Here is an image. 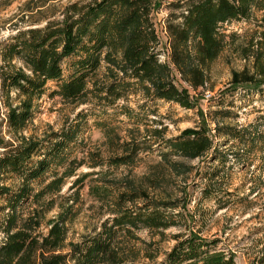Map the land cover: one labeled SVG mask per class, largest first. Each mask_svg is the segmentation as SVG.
<instances>
[{
	"label": "trees",
	"instance_id": "trees-1",
	"mask_svg": "<svg viewBox=\"0 0 264 264\" xmlns=\"http://www.w3.org/2000/svg\"><path fill=\"white\" fill-rule=\"evenodd\" d=\"M168 5L172 11L164 26L167 59L194 89L205 86L207 67L222 52L225 39L238 37L234 32L226 34L222 24L248 19L253 9L264 10V0H174ZM153 7V0H73L58 16L40 25L16 27L0 39V95L5 98L10 135L6 138L0 131V264H236L231 254L218 250L217 239L194 232L176 234L175 243L159 261L156 254L147 252L149 244L145 243L144 260L139 261L141 250L128 246L122 238L141 229L176 227L179 221L177 213L166 211L170 203L152 201L143 187L129 186L111 197L102 194V199L111 198L108 216L78 242H65L66 223L73 216L62 212L46 222L45 233L37 232L65 180L86 163L85 155L91 158L92 167L100 164L98 154L88 150L83 137L90 119L110 142L117 143L121 153L108 162L118 167L134 164L142 150L140 140L120 142L118 126L104 118L110 116L109 109H121L120 114L133 117V109L119 106L120 100L140 92L144 98L194 107L186 91L173 82L168 63L159 57ZM260 20L262 29L251 33V43L254 37L258 43L264 41V16ZM248 50V46L242 48L244 58L249 57ZM252 57L251 70L232 71V84H264V51ZM67 58H71L69 74L64 78L62 63ZM103 63L105 82L89 88ZM48 82H55V88L49 91ZM46 94L71 103L89 102V108L80 109L41 138L25 135L37 101ZM220 129L245 142L244 131L216 126ZM153 133L154 143L161 147L160 161L168 170L181 171L184 164L174 160L176 157L193 160L210 150V160L221 164L229 156L237 157L236 152H219L203 127H187L171 137L156 128ZM220 171L215 168L203 175L210 184L202 188L203 198L218 192L214 183ZM12 177L17 183L5 184ZM87 177L88 173H81L74 183L82 185ZM42 203L47 206L45 211ZM31 204L37 206L28 209Z\"/></svg>",
	"mask_w": 264,
	"mask_h": 264
},
{
	"label": "rangeland",
	"instance_id": "rangeland-1",
	"mask_svg": "<svg viewBox=\"0 0 264 264\" xmlns=\"http://www.w3.org/2000/svg\"><path fill=\"white\" fill-rule=\"evenodd\" d=\"M70 1L73 0H0V39L14 32L16 27L40 25L58 16L61 8ZM153 1L151 16L159 38V57L168 63L173 82L186 91L194 107L186 109L173 102L144 98L140 92L120 100L119 106L133 109V117L129 119L120 114L121 109H109L110 116L104 118L109 124L118 126L120 142L133 138L140 140L142 150L134 164L118 167L108 162L121 153L117 143L115 140L110 142L90 119L83 137L88 150L98 154L100 164L92 167L91 158L85 155L86 163L77 169L76 175L65 180L53 207L45 211L47 206L44 203L40 205L45 217L37 232L45 233L48 229L46 222L62 212L73 216L66 223L65 242H78L83 236L91 234L108 216L109 197L129 186H136L146 188L152 201L170 203L171 208L167 207L166 211L177 213L179 217L176 227L162 231L141 229L133 231L132 236L122 238L128 246L141 250L139 261L144 260L145 243L149 244L147 252L156 254L155 260L159 261L175 243L176 234L194 232L208 239H217L218 250L231 254L236 264H264V84L235 85L230 81L233 70H251L253 54L264 51V41L258 43L260 40L254 37L251 43L249 38L252 32L262 29L260 19L264 10L253 9L248 19L222 24L226 34L234 32L238 37L225 39L222 52L207 67L205 86L194 89L167 59L164 26L165 18L172 11L168 4L174 0ZM244 46L249 48V57L246 58L242 56ZM70 60L67 58L62 63L64 78L69 74ZM14 62L21 64L16 60ZM106 72L103 63L88 87L105 82ZM47 86L50 91L55 88V82H48ZM4 99L0 95V131L8 138ZM88 103H71L46 94L37 101V111L24 134L41 138L59 129L80 109L89 108ZM220 111L226 113L221 114ZM216 126L244 131L241 137L245 142L224 134L225 129L217 131ZM187 127L205 128L218 151L236 152V159L229 156V160L221 164L210 160L213 153L210 150L203 157L193 160L176 157L174 160L184 164L180 167L181 171L168 170L160 161L161 147L154 143L153 129L162 130L165 137H171ZM215 168L221 170L214 183L218 192L203 198L202 188L210 186L203 175ZM84 172L88 173V177L82 185H76L74 180ZM16 183L15 177H12L5 184L14 186ZM104 193L109 197L102 199ZM139 202L142 204V201ZM36 206L31 204L28 209Z\"/></svg>",
	"mask_w": 264,
	"mask_h": 264
}]
</instances>
